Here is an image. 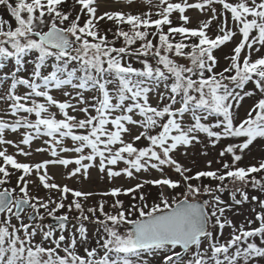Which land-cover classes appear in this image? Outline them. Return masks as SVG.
<instances>
[{
	"label": "rangeland",
	"instance_id": "374dc122",
	"mask_svg": "<svg viewBox=\"0 0 264 264\" xmlns=\"http://www.w3.org/2000/svg\"><path fill=\"white\" fill-rule=\"evenodd\" d=\"M61 3L80 12L83 32L52 12ZM8 4L0 3V53L11 57L0 69V190L32 206L17 215L12 200L0 213V264H264V0ZM121 14L120 24L130 14L173 38L198 36L209 70L187 47L136 42L105 53L86 32ZM50 25L73 37L72 49L27 34ZM75 62L90 69L81 75ZM181 197L212 204L198 241L180 258L175 246L131 251L129 224ZM98 198L140 200L136 213L105 222L109 250L95 245L96 225L54 210L71 199L90 208ZM53 211L69 221L51 227Z\"/></svg>",
	"mask_w": 264,
	"mask_h": 264
},
{
	"label": "trees",
	"instance_id": "16d2710c",
	"mask_svg": "<svg viewBox=\"0 0 264 264\" xmlns=\"http://www.w3.org/2000/svg\"><path fill=\"white\" fill-rule=\"evenodd\" d=\"M4 2H3V0H0V3H2V6L4 5V8L6 10H8L7 8H9V6H8L9 0H5ZM72 8H73V6H71L70 3H63L62 7L55 8V10H52V12L55 14H58L60 17H63V19H62L63 22L64 21L66 22L68 20V22L70 23V25H68V26L69 27L70 26L75 27L74 32H78V31L83 32L84 30L82 28H83L84 24H82V23L80 24L81 20L78 19L80 17V15H79L80 12H76L75 15L71 16V14L74 13ZM237 12H238V10H237ZM233 14H234V16L236 15L235 11H233ZM121 16L123 17L122 14L120 16L119 15L116 16L118 18V20L117 21L111 20L112 23H108V26H105V27H103L99 24L93 25L91 23L90 27H92V29H94V30H92V31L89 30V32H86L89 36H91L96 41L98 38L101 39V40H99L101 43L99 44L97 42L95 45L97 47L101 48V50H103L105 53H109L110 51H112L115 48V46H117L119 44L128 45V44H132V43H136V42H139V45L141 44L142 47H144V48H148L151 44H154L155 47H157V48H162V49L166 48L167 50H172V47H170V46H174V47L179 46L180 48L187 47L190 51H193V54L198 55V60H200L199 65H198V67H200L199 70H201V71L209 70L208 68H210V67L208 66V57H207V55L203 49L204 47H202V49L204 51V53H203V52H200L202 49H200L197 46L199 39L196 40V38H198V36L195 37L193 35V37L195 39L192 37H184L183 35H181V38H178V37L173 38V34L169 35V33H170L169 30H166V31L157 30V29H155V26H154L155 23L154 22L149 23L148 22L149 20L148 21L145 20V23H140V21H136L138 18L133 19L130 14H129V16H125V18L127 20L126 24L117 23L120 20ZM246 19H247L246 17L241 18L240 16H238V20H240L239 23H243V25H245V26H247V24H248V21ZM120 22H121V20H120ZM64 25H66V24H64ZM79 27H81V28H79ZM169 28H171V27L164 26V27H160L159 29L165 30V29H169ZM177 32H179V31H177ZM179 34H181V33H179ZM172 51H174V50H172ZM129 52H132V51H129ZM9 58H11V57H8V55L4 56L3 54L0 53V69H1V66H3ZM2 60H5V62ZM38 62H40V59ZM75 63H76V66H71V68L79 69L81 71V75H84L85 70H89L90 69L89 67L91 66V63L86 64V65L85 64L82 65L81 63L79 65L77 62H75ZM83 66H86V67H83ZM239 68L240 67H238L237 65H234L235 74L238 73L237 71H239ZM87 72H89V71H87ZM185 95L186 94H184V96ZM7 166L10 167L11 165H7ZM1 173H2V175L6 174L7 173L6 169L0 168V174ZM222 176H223V178L221 180H223L226 177L225 173L222 174ZM203 178L210 179V177H207V175ZM150 190H151L150 195H152L154 197V199H158V195H160L158 186L156 184H154V186L151 187ZM182 198L183 197L178 198L175 201L177 202L178 200H180ZM97 200L98 201H95L96 203L94 205L91 204L93 206H91L90 208H87V207H85L84 204H82V202L80 200L75 201V200L71 199L67 204H64L62 202V205L58 206L57 209L54 208V210L62 209V210H64V213L68 216L75 215L77 217H81V219L76 220L78 223L88 221V222H91L94 225H96V227L98 228V231H99V239H97V241L95 242L96 243L95 245H97V246L102 245L106 250H109V247H106L108 244V242L106 241V237H107V229H109V227H108L109 225H107L105 222L109 221L108 219L111 215H120V216L124 215L125 216L126 213H129L127 210H130V209L132 210L131 211L132 214H133V212L136 213V211H135L136 208L133 209V207L136 204H139L140 200L134 199V201L132 203L134 206H131L132 204H128V205L125 204V200H123L122 198L111 199V200H109V203L107 205L105 204L104 201H101L100 198H98ZM171 202H173V200H170L167 202L168 205L166 206V208H169L172 206ZM66 205H69L72 207H70V209L67 210L65 208ZM211 205L207 206L206 213L210 214ZM47 206L49 208H52L51 204H48ZM145 215H148V214H141V216H145ZM139 218L140 217H138L136 219H139ZM168 247H171V246H168ZM129 249L131 251L138 250L135 248H129ZM109 252H111V251H109ZM109 252L106 253V256L108 255ZM94 259L97 260L98 257H95Z\"/></svg>",
	"mask_w": 264,
	"mask_h": 264
},
{
	"label": "water",
	"instance_id": "95a60500",
	"mask_svg": "<svg viewBox=\"0 0 264 264\" xmlns=\"http://www.w3.org/2000/svg\"><path fill=\"white\" fill-rule=\"evenodd\" d=\"M28 34L37 36L46 45L58 50L68 49L73 40L56 26L49 27L43 34L36 31H30ZM10 201V193L0 191V211L5 209ZM207 202L206 197L196 200L181 199L166 210L131 222L128 227L131 236L129 244L135 247L158 244L177 245L181 250L175 257H180L206 230L205 205ZM28 207L30 204L25 199L15 198L16 213ZM34 214L31 212L28 217L32 218ZM48 221L51 225L58 226L65 223L66 218L50 217Z\"/></svg>",
	"mask_w": 264,
	"mask_h": 264
}]
</instances>
